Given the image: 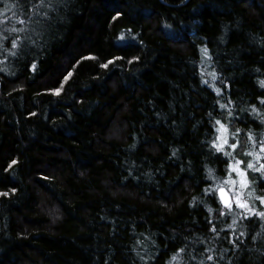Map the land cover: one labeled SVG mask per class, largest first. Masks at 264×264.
Masks as SVG:
<instances>
[{
  "label": "trees",
  "instance_id": "trees-1",
  "mask_svg": "<svg viewBox=\"0 0 264 264\" xmlns=\"http://www.w3.org/2000/svg\"><path fill=\"white\" fill-rule=\"evenodd\" d=\"M15 2H0V264H264V219L222 206L212 144L219 120L258 166L264 0Z\"/></svg>",
  "mask_w": 264,
  "mask_h": 264
},
{
  "label": "snow or ice",
  "instance_id": "snow-or-ice-1",
  "mask_svg": "<svg viewBox=\"0 0 264 264\" xmlns=\"http://www.w3.org/2000/svg\"><path fill=\"white\" fill-rule=\"evenodd\" d=\"M0 2H3V0H0ZM19 6V0H16L15 3H11L6 5L7 7V11H12L14 8ZM46 6V0H39V4H34L33 8L34 9H40ZM48 7H52V4L49 2L47 4ZM44 15L46 16L47 13H44ZM13 16H16V13L13 12ZM18 23L20 24H27L30 21V18H19L16 17ZM9 18L5 15L4 12H0V24H4L7 25L9 23ZM5 31H10V32H21L24 31V29L22 28H16L14 25L10 28L6 27ZM0 36H3V32H0ZM4 39H7V37L5 36ZM12 47L16 48L17 47V41L13 40L12 41ZM205 52H207V50L205 49ZM13 55H15V53H13ZM104 67H107V65H103ZM69 75H71V73H69ZM213 78H215V76L213 75ZM204 83H208V81H204ZM261 86H264V81H261ZM54 91L59 94L60 89H54ZM217 92H219V89H216ZM260 102L261 104H264V97L260 98ZM222 107H227L226 105H222ZM253 110L257 111L255 109V106H253ZM261 122L264 123V117L261 118ZM216 124L219 125V129L217 131H220L222 134L220 136L217 137V140H214L212 142L213 147L216 149V151L218 152H223L224 156L229 157V161H225V163L228 164V175L227 178L223 179L220 181V183H218L216 185V188L219 192V196L220 199L222 201V203L224 204L225 208L231 210L232 206H233V202L241 209H244L246 212L251 213L253 215L258 216L260 219H264V211H259L255 208H253L252 206H250L249 201L242 199V196L244 194V190L248 189L249 186L251 184H253L255 181L254 180H250L248 177V171L249 169H251L253 172L255 173H259V177L257 178L260 182L264 183V156H261L260 153H264V140L257 142L253 136V134L251 132L248 133V137L249 139L252 141V144L255 146L257 143H259V152H256L255 150L253 151H248L245 152L244 155L246 156H254L255 160L258 162V166L257 163H253L252 161H248L247 162V166L246 168H241L240 165L244 164L245 161L240 160V159H236L233 154L231 152H228L225 150V146L227 145L228 147H230L233 151H235L238 147H239V140L238 138L235 139V141L231 144H229V140L223 135V133L228 131V128L226 127V125H224L223 123H221V121L217 120ZM240 129H236V131L234 133H232V136L235 138L237 136V134L239 133ZM219 141V142H217ZM175 154V153H174ZM231 161V162H230ZM13 164L16 163V161H12ZM233 173H235L238 177V184H239V189L236 188L237 185V180L233 178ZM209 176L212 179H217L215 176H213V172L212 169H209ZM225 185H231V189H226ZM211 190V186H209V188L205 189V192H209ZM232 191L234 193V199L233 196H229L228 192ZM255 188H252L250 191H248L247 195L249 197L254 196L255 194ZM0 195H6V193H0ZM256 200H259L261 205H264V195H258L255 196ZM221 212H223V210H221ZM247 218V217H245ZM236 223V220L233 219V225ZM229 227H232V225H229ZM213 231H216L215 227H213L212 229ZM241 235H243V233H241ZM181 252H183V249L180 250ZM209 260L213 259L212 256H208L207 257ZM177 259L176 256L172 257V260Z\"/></svg>",
  "mask_w": 264,
  "mask_h": 264
},
{
  "label": "rangeland",
  "instance_id": "rangeland-1",
  "mask_svg": "<svg viewBox=\"0 0 264 264\" xmlns=\"http://www.w3.org/2000/svg\"><path fill=\"white\" fill-rule=\"evenodd\" d=\"M232 187V186H231ZM236 188L239 189V184L237 183ZM231 189V188H230ZM230 196H233L234 199V193L232 191H229ZM245 195H246V191H244V194L242 196V199H245ZM242 212H246L244 209L239 208L234 202H233V206L231 209V213L232 215L236 216V213H242Z\"/></svg>",
  "mask_w": 264,
  "mask_h": 264
},
{
  "label": "water",
  "instance_id": "water-1",
  "mask_svg": "<svg viewBox=\"0 0 264 264\" xmlns=\"http://www.w3.org/2000/svg\"><path fill=\"white\" fill-rule=\"evenodd\" d=\"M228 195L230 196L229 192H228ZM219 199H220V196H219ZM220 202H221L222 206L225 207L224 204L222 203L221 199H220Z\"/></svg>",
  "mask_w": 264,
  "mask_h": 264
}]
</instances>
